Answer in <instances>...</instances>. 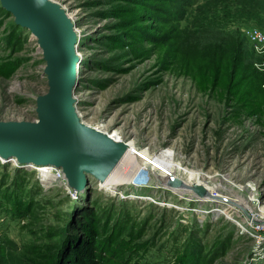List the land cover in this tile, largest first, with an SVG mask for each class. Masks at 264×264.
<instances>
[{
  "label": "rangeland",
  "instance_id": "374dc122",
  "mask_svg": "<svg viewBox=\"0 0 264 264\" xmlns=\"http://www.w3.org/2000/svg\"><path fill=\"white\" fill-rule=\"evenodd\" d=\"M48 1L78 31L80 122L171 152L164 161L200 172L222 197L162 186L111 195L92 176L75 191L0 158V255L45 264L95 236L105 264H264V50L242 32L264 31V0ZM239 39L260 84L233 76ZM45 67L37 39L0 1V122L37 121Z\"/></svg>",
  "mask_w": 264,
  "mask_h": 264
},
{
  "label": "water",
  "instance_id": "95a60500",
  "mask_svg": "<svg viewBox=\"0 0 264 264\" xmlns=\"http://www.w3.org/2000/svg\"><path fill=\"white\" fill-rule=\"evenodd\" d=\"M0 1L16 24L30 30L37 39L48 80L47 93L37 99L36 122H0V156L16 157L23 165L32 163L61 170L69 186L78 191L86 183L83 173L101 176L113 172L121 152L82 125L74 112V67L78 59L72 26L59 7L48 0ZM168 185L178 188L181 182L170 179ZM193 191L199 196L204 192L200 186Z\"/></svg>",
  "mask_w": 264,
  "mask_h": 264
},
{
  "label": "bare ground",
  "instance_id": "6f19581e",
  "mask_svg": "<svg viewBox=\"0 0 264 264\" xmlns=\"http://www.w3.org/2000/svg\"><path fill=\"white\" fill-rule=\"evenodd\" d=\"M60 11L63 13L67 21L70 23L71 26H74L73 20L70 17H67L65 13H67L66 7H60L57 5ZM62 9V10H61ZM73 36L75 38V57L79 59L81 56L78 52V31L72 27ZM42 50V49H41ZM78 61L75 63V75H76V84L79 75V64ZM77 86V85H76ZM76 88V87H75ZM73 99V109L76 113L77 118L79 121L82 119V115L79 114L78 108L79 104L77 103L76 99ZM82 121V120H81ZM82 125L90 129L95 134L102 136L112 145H115L120 149L121 152V159L113 172L103 174L101 176L97 175H88L84 174V178L92 176L98 182V187L101 190L108 192L111 195H117L121 193V189L125 188H145V187H154L158 188L162 186L165 192H170L172 194H178L179 196H196L197 198L199 195L194 194L193 188L195 186H200L203 188L204 192L200 199L203 197L205 199L201 200L204 202L205 200L215 201L217 198H221L218 192H214L210 188V186L205 181L204 177H201L200 172H194L188 168H182L179 164H174L173 166L170 165L169 162L164 161L163 157L170 155L171 152L165 151H156L150 152L148 148H139L136 146V142L131 137L122 136L120 132L113 130L110 126H106L104 123L90 125L88 123L80 122ZM13 157V156H12ZM0 158H2L0 156ZM17 159L16 157H13ZM32 165V168H37L36 170L39 173H42V179L44 180H53L49 177L52 172L50 171V166H40L34 165L32 163H28ZM62 172V171H61ZM145 173V174H143ZM63 175V172L62 174ZM155 178V180H151ZM170 179H178L181 182L179 188H173L168 185V181ZM43 180V181H44ZM59 181L58 183L64 185L65 187L72 189L69 186V181L64 176L56 180ZM45 182V183H47ZM85 185L82 186L84 188ZM117 192V193H116ZM199 200V199H198ZM222 200V199H221ZM206 203V202H205ZM233 205V204H231ZM206 206L203 204L202 208ZM261 221V220H257ZM241 224V222H240Z\"/></svg>",
  "mask_w": 264,
  "mask_h": 264
},
{
  "label": "trees",
  "instance_id": "16d2710c",
  "mask_svg": "<svg viewBox=\"0 0 264 264\" xmlns=\"http://www.w3.org/2000/svg\"><path fill=\"white\" fill-rule=\"evenodd\" d=\"M231 41L237 40V37L233 34L230 36ZM235 39V40H234ZM237 46H235L234 52L237 53V57L232 62V73L233 76L238 77L240 74L244 72H248L251 76L252 80L258 84H260V77L251 69L250 66L254 63V57L249 54H243V41L239 39ZM249 45V44H248ZM252 50V48L250 47ZM245 51V50H244ZM253 51V50H252ZM251 51V52H252ZM239 53V55H238ZM15 180L13 181L14 184ZM16 186V185H15ZM15 191L11 188V196H13ZM8 197V196H7ZM27 204L19 205L16 209H13L14 214L19 213L22 216L23 212L27 211L26 208ZM24 209V210H22ZM95 236L91 237L90 239L87 238L86 243L81 242V244L75 246L73 251L70 255L64 257V259L55 258L54 256L46 261L45 264H105L107 257L106 255L100 250V245L93 241ZM91 240V241H90ZM0 264H9L8 260H5L3 256L0 255ZM27 264V263H24Z\"/></svg>",
  "mask_w": 264,
  "mask_h": 264
},
{
  "label": "built area",
  "instance_id": "2783aa9c",
  "mask_svg": "<svg viewBox=\"0 0 264 264\" xmlns=\"http://www.w3.org/2000/svg\"><path fill=\"white\" fill-rule=\"evenodd\" d=\"M244 36L250 43L252 49L260 53L264 50V31L255 27H246L242 30ZM50 171L52 174L49 177L53 180H59L63 177L61 170H57L54 167L50 166Z\"/></svg>",
  "mask_w": 264,
  "mask_h": 264
}]
</instances>
